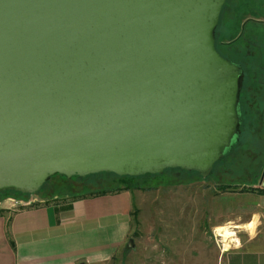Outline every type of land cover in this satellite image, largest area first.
Instances as JSON below:
<instances>
[{"label":"water","instance_id":"1","mask_svg":"<svg viewBox=\"0 0 264 264\" xmlns=\"http://www.w3.org/2000/svg\"><path fill=\"white\" fill-rule=\"evenodd\" d=\"M227 1L0 0V193L209 177L240 136L243 70L216 47Z\"/></svg>","mask_w":264,"mask_h":264},{"label":"rangeland","instance_id":"2","mask_svg":"<svg viewBox=\"0 0 264 264\" xmlns=\"http://www.w3.org/2000/svg\"><path fill=\"white\" fill-rule=\"evenodd\" d=\"M237 2L243 9L236 10ZM251 2L256 3L252 17L261 19L262 24L254 19L245 28L246 31L259 30V43L256 54L247 55L248 68L241 78L240 143L225 153L207 178L186 175L184 182L178 185L135 191L131 237L134 247L127 246L129 239L111 264H220L224 249L243 244L255 235L257 218L253 214L262 203L258 196L240 192V187H264V0H231L230 14H245V7ZM238 44L244 45V41ZM92 176L87 183L86 180L82 183L89 185L90 179L95 177ZM223 184L232 185L235 191H218L217 187ZM53 185L56 188L43 187L33 196L44 201L63 199L87 194L96 188L94 184L88 188ZM135 209L138 210L137 221L133 216ZM249 222L254 223L252 233L247 228ZM225 229H229V235Z\"/></svg>","mask_w":264,"mask_h":264},{"label":"crops","instance_id":"3","mask_svg":"<svg viewBox=\"0 0 264 264\" xmlns=\"http://www.w3.org/2000/svg\"><path fill=\"white\" fill-rule=\"evenodd\" d=\"M254 195L262 203L255 235L224 249L220 264H264V194ZM68 198L0 201V264H111L134 232V192Z\"/></svg>","mask_w":264,"mask_h":264},{"label":"trees","instance_id":"4","mask_svg":"<svg viewBox=\"0 0 264 264\" xmlns=\"http://www.w3.org/2000/svg\"><path fill=\"white\" fill-rule=\"evenodd\" d=\"M247 2V1H246ZM230 4L231 0H228L226 5L224 6L222 16L220 19L219 26L216 30V47L219 52H221V55L225 58L233 59L234 63H237L245 72L248 68V56L251 54H256V47L259 43V38H257V34H259V30L257 28H251V30L246 31V26L248 25V22H251L252 20H257L258 23L262 24L261 19H257L252 17L254 15V9L256 7L255 2H251L249 4V7H245L246 13H240L236 16V13L233 12L230 14ZM236 10L243 9V6L240 2H237L235 4ZM244 21V25L242 26L241 22ZM255 22V21H254ZM256 23V22H255ZM239 41H244V45L238 44ZM248 55V56H247ZM231 59V60H232ZM232 60V61H233ZM241 100L242 95L240 94V111H241ZM241 122H243V114L241 111L240 116ZM243 125V123H241ZM240 124V127H241ZM240 129V128H239ZM240 143V140L238 139V142L232 147V149L237 147V145ZM231 152V151H230ZM219 163V162H218ZM217 163V164H218ZM216 164V165H217ZM215 165V167H216ZM214 167V168H215ZM198 175L200 178H202L198 173L196 172H187L181 169H168L166 170L162 175H151L147 174L140 177H130V176H118L113 173H100L94 175L95 177L93 179H90L89 182H91L89 185L83 184L82 180H89L91 176H88L86 178L81 177H73L72 179H67L65 176L56 175L53 178L49 179L51 180V184L49 183L45 184L44 187L56 188L57 184L63 185L65 187H74V186H84L88 188L90 185L94 184L96 187L95 189H92L91 192L87 194H76L71 197H69L70 200H76L81 199L85 197H95V196H106L111 194H119L122 192L130 191H153L157 190L159 186H169V185H178L183 183L184 176H190L191 175ZM58 179V180H57ZM100 179H103L100 181ZM234 187L232 185H219L217 187V190L220 192H227V191H235L233 189ZM240 192L243 193H250V194H264V189L256 188V187H240ZM10 195H13L15 197L17 196H23V197H29L30 195H25L22 193L14 192V191H5L0 193V201L11 197ZM31 197V196H30ZM45 201V203H47ZM137 214L138 210L135 209L133 211V216H135V219L137 221Z\"/></svg>","mask_w":264,"mask_h":264},{"label":"built area","instance_id":"5","mask_svg":"<svg viewBox=\"0 0 264 264\" xmlns=\"http://www.w3.org/2000/svg\"><path fill=\"white\" fill-rule=\"evenodd\" d=\"M33 197V196H32ZM35 203V200L33 199V198H31L28 202H25L24 203V206H30V205H32V204H34Z\"/></svg>","mask_w":264,"mask_h":264},{"label":"bare ground","instance_id":"6","mask_svg":"<svg viewBox=\"0 0 264 264\" xmlns=\"http://www.w3.org/2000/svg\"><path fill=\"white\" fill-rule=\"evenodd\" d=\"M225 233L229 235V234H230V231H229V229H225ZM221 234H222V233H221ZM223 234H224V233H223ZM226 234H225V238L227 237V235H226Z\"/></svg>","mask_w":264,"mask_h":264}]
</instances>
